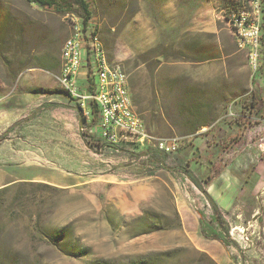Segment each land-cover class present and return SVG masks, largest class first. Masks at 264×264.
<instances>
[{
  "label": "rangeland",
  "instance_id": "1",
  "mask_svg": "<svg viewBox=\"0 0 264 264\" xmlns=\"http://www.w3.org/2000/svg\"><path fill=\"white\" fill-rule=\"evenodd\" d=\"M86 1L148 133L181 145L165 167L96 146L55 78L66 14L0 0V264H264L262 62L222 14L245 0Z\"/></svg>",
  "mask_w": 264,
  "mask_h": 264
},
{
  "label": "built area",
  "instance_id": "2",
  "mask_svg": "<svg viewBox=\"0 0 264 264\" xmlns=\"http://www.w3.org/2000/svg\"><path fill=\"white\" fill-rule=\"evenodd\" d=\"M253 17H261V24H253ZM263 21L264 0L246 2L228 13L232 34L239 36L241 45L252 47L250 67L254 71L259 67L264 46ZM65 23L70 36L61 48V68L55 78L65 93L76 91V99L71 100L77 103L85 124L90 127L89 137L110 148L129 146L136 147L138 153L175 154L181 140L161 139L148 133L144 121L136 114L127 72L120 64L110 62L91 22L84 24L83 18L67 13ZM83 70L87 81L82 88Z\"/></svg>",
  "mask_w": 264,
  "mask_h": 264
},
{
  "label": "trees",
  "instance_id": "3",
  "mask_svg": "<svg viewBox=\"0 0 264 264\" xmlns=\"http://www.w3.org/2000/svg\"><path fill=\"white\" fill-rule=\"evenodd\" d=\"M25 1L29 4L37 5L38 7L42 8V9L53 10L56 13H61V14L64 13V15L67 13H73L72 11H70L72 6L59 4V3H57L56 0H25ZM77 4H78V7L80 8V10L82 11L79 14V17L83 18L84 24L91 22L92 12H91L90 6L87 3V1L86 0H77ZM240 5H241L240 3H233V5L225 6L224 9H226V13H225L226 18L228 19V13H229L230 9H234L235 7L240 6ZM246 56H247V54H246ZM247 60H248V58H247ZM253 83L255 84L256 82L253 81ZM129 86H130V83H129ZM130 90H131V87H130ZM131 93H132V99H133V104H134V108H135L134 96H133L132 90H131ZM66 94L70 99H73L68 93H66ZM260 102L261 101H260V97H259V92H257L256 90L252 91L251 100L246 103V106H245L246 109H244V113L246 110L253 111V109H255L256 107L259 106ZM53 106H54V104L53 105L50 104V105L46 106L45 108H52ZM135 111H136V109H135ZM136 114L139 116V114L137 112H136ZM242 117L248 118V117L244 116V114ZM94 122H95V120H94ZM90 139H92V138H90ZM4 140H5V136L0 138V142L4 141ZM91 143H94V141ZM224 143H226L225 140H224ZM94 144L96 146H100L101 147L100 149H103V148L111 149L110 147L106 146L105 144H101L99 141H96ZM132 148H134L135 150L137 149L136 147H132ZM155 156H156L155 153L151 154V157H155ZM158 156L156 158H157V160H159L160 167H165L164 163L166 162V159L169 155H162V156L158 155ZM176 171H180L199 191H203V188L201 187L198 180L194 177L193 173L190 170H188L187 168H182V169L176 170ZM201 223L203 224L202 220H201ZM52 240L54 241L55 238L52 237ZM129 264H146V263L142 260H136V261L130 262Z\"/></svg>",
  "mask_w": 264,
  "mask_h": 264
},
{
  "label": "crops",
  "instance_id": "4",
  "mask_svg": "<svg viewBox=\"0 0 264 264\" xmlns=\"http://www.w3.org/2000/svg\"><path fill=\"white\" fill-rule=\"evenodd\" d=\"M224 13H226V9H223L222 10V14H224ZM262 34H263V36H264V21H263V28H262ZM237 42V41H236ZM246 54V53H245ZM260 60H261V75H260V80H264V46H263V48H262V51H261V57H260ZM86 74H85V71L83 70L82 71V73H81V76H80V85H81V87L83 88V86H85L86 85ZM257 82H259L258 80H257ZM259 84V83H258ZM259 86H260V90L259 89H257V92H259V94H260V96L262 95V93L264 92V87H263V85H261V84H259ZM261 100V99H260ZM62 105H64V106H66L65 104H62ZM23 107H26L25 105H20L18 108H23ZM47 110H50V108L49 109H47ZM79 110V109H78ZM262 111H263V109H262ZM79 112H80V110H79ZM80 114H81V112H80ZM2 119L4 118V117H1ZM4 121L3 120H0V123H3ZM223 140H221V142H222ZM206 142H208L207 140H206ZM221 142H219V145L221 146L222 145V143ZM24 143H28L27 142V140L25 139L24 140ZM219 148V147H218ZM0 176H2V175H0ZM0 186H1V184H0ZM208 190L210 191V189H212L213 188V186L212 185H208ZM210 193V192H209ZM211 195V194H210Z\"/></svg>",
  "mask_w": 264,
  "mask_h": 264
},
{
  "label": "bare ground",
  "instance_id": "5",
  "mask_svg": "<svg viewBox=\"0 0 264 264\" xmlns=\"http://www.w3.org/2000/svg\"><path fill=\"white\" fill-rule=\"evenodd\" d=\"M253 0H245L242 5H246V2H252ZM236 9V8H234ZM253 24H261V17H253ZM239 47L243 50H245L249 56V59L252 57V47H248V45H241V42H239V36L238 35H233ZM73 99H76V91H66Z\"/></svg>",
  "mask_w": 264,
  "mask_h": 264
},
{
  "label": "water",
  "instance_id": "6",
  "mask_svg": "<svg viewBox=\"0 0 264 264\" xmlns=\"http://www.w3.org/2000/svg\"><path fill=\"white\" fill-rule=\"evenodd\" d=\"M150 154V152L149 151H142V152H139V153H137L136 155L138 156V157H141V158H143V157H146L147 155H149ZM159 155H163V154H160V153H158Z\"/></svg>",
  "mask_w": 264,
  "mask_h": 264
},
{
  "label": "flooded vegetation",
  "instance_id": "7",
  "mask_svg": "<svg viewBox=\"0 0 264 264\" xmlns=\"http://www.w3.org/2000/svg\"><path fill=\"white\" fill-rule=\"evenodd\" d=\"M159 157V156H158Z\"/></svg>",
  "mask_w": 264,
  "mask_h": 264
}]
</instances>
